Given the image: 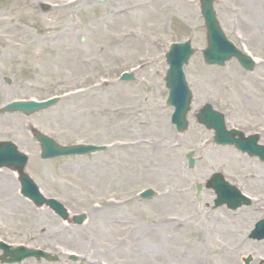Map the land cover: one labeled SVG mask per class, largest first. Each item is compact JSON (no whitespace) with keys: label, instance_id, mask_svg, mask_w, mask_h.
I'll use <instances>...</instances> for the list:
<instances>
[{"label":"rangeland","instance_id":"374dc122","mask_svg":"<svg viewBox=\"0 0 264 264\" xmlns=\"http://www.w3.org/2000/svg\"><path fill=\"white\" fill-rule=\"evenodd\" d=\"M235 6L239 11L231 10ZM213 8L227 39L256 60L252 72L235 60L223 67L203 62L199 0H0V109L61 97L29 117L0 113V141L27 154L25 171L43 195L88 216L81 226L65 225L18 196L15 174L1 169L7 181L0 190V238L60 258L31 264H243L247 257L258 264L254 255H264L262 245L248 236L264 219V163L213 144V132L196 115L210 104L228 129L257 133L264 146V0H215ZM185 41L195 52L183 67L191 102L188 128L178 134L166 106L165 54ZM124 72L133 80L120 81ZM134 115L152 132L155 125L168 131L166 144L172 141L174 150L157 152L152 137L154 145L145 149L117 148L130 137ZM32 129L61 146L107 149L44 161ZM213 174L252 198L251 205L215 209V195L205 188ZM196 184L202 186L198 201ZM146 189L154 196L140 199ZM164 217L175 225L166 226ZM135 245H147L150 255L130 256Z\"/></svg>","mask_w":264,"mask_h":264},{"label":"water","instance_id":"95a60500","mask_svg":"<svg viewBox=\"0 0 264 264\" xmlns=\"http://www.w3.org/2000/svg\"><path fill=\"white\" fill-rule=\"evenodd\" d=\"M213 1L214 0H200V12L206 29V48L202 50L204 62L207 65L223 66L226 61L235 58L244 69L252 71L254 68L253 63L243 56L229 41H227L221 32L213 11ZM192 54L193 50L190 48V43L186 42L183 45H172L169 53L166 55L167 64L169 66L165 77V84L167 89H169L167 105L174 107L171 122L176 125L179 132H183L187 128L185 116L189 110L191 99V94L187 88L182 72V66L187 64L188 59ZM122 79L129 81L132 80V77L124 75ZM56 102L57 100L53 99L44 103H13L6 106L4 111L19 112L25 116H29L33 113L49 108ZM197 120L207 129L215 130L216 135L214 137V142L218 144H234L239 150L247 152L250 155H258L260 159L264 160V148L256 146L258 138L251 137L249 139H244L239 133L226 132L223 117L218 113H215L209 105L201 110ZM31 133L40 146V157L43 160L68 155L80 156L101 150L92 146L61 147L49 137L40 134L37 130L32 129ZM235 136H238L239 138L235 139ZM187 159L189 167H193L194 161L192 159V154H188ZM26 162L27 158L17 151L14 144L10 142H0V168L6 167L18 173L23 195L33 201L36 206L41 207L46 205L63 220H66L67 212L64 207L55 200L45 199L39 193L34 182L27 174H25L24 167ZM207 187L214 189L218 196V200L215 202L216 206L226 203L229 208L235 209L241 205V201H243L244 204H248L246 201L242 200L237 191L229 187L218 174L211 178ZM196 190L198 193L197 199H199L201 186L197 185ZM149 196H151L150 191L143 194V197ZM84 219V216L75 217L73 218V223L81 224ZM258 229L259 231L262 230L260 228ZM7 254L12 256L10 261L20 260L32 255L38 257L43 255L41 253H32L23 250L8 252Z\"/></svg>","mask_w":264,"mask_h":264},{"label":"bare ground","instance_id":"6f19581e","mask_svg":"<svg viewBox=\"0 0 264 264\" xmlns=\"http://www.w3.org/2000/svg\"><path fill=\"white\" fill-rule=\"evenodd\" d=\"M231 10L239 11L236 6L234 8H231ZM119 12H122V11H119ZM153 12H154V10H153ZM134 116L136 117L135 127L132 128L130 137L127 140H121V142L117 145V148H119L121 150L145 149V148H148L149 146L152 145V140H153V143L155 144L157 152H161V151H169L170 152V150H174L173 145H172V141L170 142L169 147L166 144V138L165 137L168 135V131L163 130L162 128H159L157 125H155V127H154L155 131L152 132L149 129V127H150L149 123H146L145 121L141 120L140 115H134ZM146 130H148L152 134L147 136L146 132H145ZM147 137H149V138H147ZM151 137H152V140L150 139ZM167 139H168V137H167ZM5 181H7V176H4V173H1V175H0V190L3 189V187L5 185ZM163 219H164V221L168 222L166 224V226L175 225V223H173V220L169 219L168 217H164ZM120 240H122V238H120ZM126 241L127 240L124 238L125 243L123 246L126 245ZM149 253H150V251H149L147 245H145L144 247L135 245L134 249H133V253L130 256H132V257L136 256V258H138V257L141 258V256L142 257L149 256L150 255Z\"/></svg>","mask_w":264,"mask_h":264},{"label":"flooded vegetation","instance_id":"af4514ba","mask_svg":"<svg viewBox=\"0 0 264 264\" xmlns=\"http://www.w3.org/2000/svg\"><path fill=\"white\" fill-rule=\"evenodd\" d=\"M249 241L250 242H254V243L258 244V245H262V246H260V249L263 250L261 252L264 254V249H263L264 248V239H249ZM260 249L259 248H256V250H260ZM254 256L257 259L258 264H264V255L256 253ZM251 258L252 257H247V258H243V259H248L249 260L248 264H249L252 261ZM22 263H20V264H22ZM23 264H27V263L24 262ZM35 264H39V263H35Z\"/></svg>","mask_w":264,"mask_h":264}]
</instances>
